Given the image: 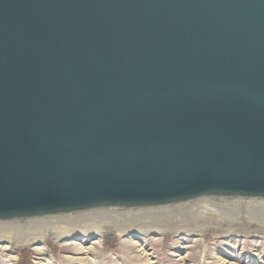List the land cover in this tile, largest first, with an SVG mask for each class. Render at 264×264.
I'll list each match as a JSON object with an SVG mask.
<instances>
[{"label":"water","instance_id":"1","mask_svg":"<svg viewBox=\"0 0 264 264\" xmlns=\"http://www.w3.org/2000/svg\"><path fill=\"white\" fill-rule=\"evenodd\" d=\"M264 209V0H0V225Z\"/></svg>","mask_w":264,"mask_h":264},{"label":"rangeland","instance_id":"2","mask_svg":"<svg viewBox=\"0 0 264 264\" xmlns=\"http://www.w3.org/2000/svg\"><path fill=\"white\" fill-rule=\"evenodd\" d=\"M182 221L187 231L164 235H118L108 230L96 238L49 236L33 245L0 243V264H264V224L232 218L221 223L191 217ZM208 221L212 226L198 228Z\"/></svg>","mask_w":264,"mask_h":264},{"label":"bare ground","instance_id":"3","mask_svg":"<svg viewBox=\"0 0 264 264\" xmlns=\"http://www.w3.org/2000/svg\"><path fill=\"white\" fill-rule=\"evenodd\" d=\"M186 217H191L194 220H217L220 223L232 218L233 222H244L250 225L253 223L264 224V209L249 210L235 207L224 209L208 201H203L184 210L168 213H149L133 217L94 214L71 220L47 219L23 225L4 224L0 225V243H15L16 246L33 245L44 242L49 236L59 240H78L82 237L96 238L101 237L108 230L116 231L118 235H164L170 232L187 231V228H182V224H184L182 220ZM211 221L202 226L198 225V228L212 226L213 222L211 223ZM172 224L177 225L171 226Z\"/></svg>","mask_w":264,"mask_h":264}]
</instances>
